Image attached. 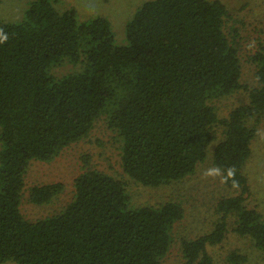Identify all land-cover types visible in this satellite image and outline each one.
<instances>
[{"label":"trees","instance_id":"obj_1","mask_svg":"<svg viewBox=\"0 0 264 264\" xmlns=\"http://www.w3.org/2000/svg\"><path fill=\"white\" fill-rule=\"evenodd\" d=\"M56 1L33 0L23 21H0V263L164 264L183 205H134L123 179L89 164L63 210L36 220L22 211L31 162L54 159L101 118L120 139L124 171L149 186L193 174L223 128L214 163L241 192L219 200L211 232L184 240L182 264H214L208 246L227 237L231 215L233 229L264 250V217L246 205L244 173L264 115V45L251 55L256 83L247 86L222 0H148L123 45L108 18L80 20ZM66 61L80 68L56 76ZM242 88L249 103L219 116L211 101ZM64 190L62 181L37 184L31 199L49 203Z\"/></svg>","mask_w":264,"mask_h":264},{"label":"rangeland","instance_id":"obj_2","mask_svg":"<svg viewBox=\"0 0 264 264\" xmlns=\"http://www.w3.org/2000/svg\"><path fill=\"white\" fill-rule=\"evenodd\" d=\"M33 0H0V21L21 22ZM148 0H57L56 7L62 11L73 10L80 20L106 17L110 20L118 44H127V24L137 10ZM228 7L227 28L239 48L242 62V82L247 86L256 83V64L251 55L264 45V0H222ZM80 64L66 61L53 68L52 72L61 77L76 71ZM249 94L242 88L231 95L215 98L211 103L221 117L229 115L235 107L249 103ZM258 135L252 140L251 155L244 165L250 193L246 205L256 208L264 217V115L257 123ZM215 139L207 147V157L199 163L196 171L186 178L149 186L131 180L124 171L121 161V142L116 133L109 129L105 118L98 120L92 133L85 139L66 147L58 156L49 161L34 159L27 173L23 192L22 211L31 220L53 215L63 210L73 199L75 178L89 164L120 179L127 184L130 202L137 206L163 204L168 200L180 202L184 217L173 229V244L164 264H182L184 240L194 239L211 232L220 217L217 205L222 197L238 195L239 188L230 187L223 181L221 169L214 163L217 144L224 138L223 128H215ZM3 148L0 128V151ZM87 158L89 162H87ZM62 181L65 190L53 201L34 203L31 189L37 184ZM235 215L229 217V232L220 244L209 245L208 251L214 264H236L229 258L230 253L247 255L239 264H264V250L255 244L250 236L237 233L233 227ZM0 264H17L8 261Z\"/></svg>","mask_w":264,"mask_h":264}]
</instances>
